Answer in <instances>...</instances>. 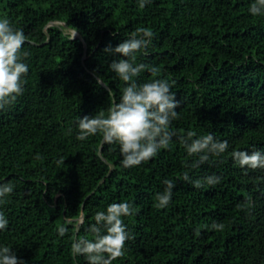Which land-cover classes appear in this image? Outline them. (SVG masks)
<instances>
[{"label":"trees","instance_id":"1","mask_svg":"<svg viewBox=\"0 0 264 264\" xmlns=\"http://www.w3.org/2000/svg\"><path fill=\"white\" fill-rule=\"evenodd\" d=\"M252 3L152 0L141 9L137 0H0V17L24 31L29 53L23 94L0 109V181L14 184L0 203L9 219L0 244L27 264H87L70 254L81 217L77 239H93L95 213L124 200L135 209L123 217L132 238L113 264H264V170L241 169L230 156L264 150V15L251 16ZM142 27L154 36L136 63L159 71H142L136 82L167 79L181 101L170 127L227 140L222 157L192 167L198 157L173 137L151 160L125 168L118 144L105 143L100 156L102 133L76 139L78 117L107 115L109 91L118 99L126 86L109 70L118 56L104 49ZM185 171L221 180L197 189ZM165 178L176 187L161 209L155 196ZM66 218L73 223L58 237ZM213 222L223 231L209 230Z\"/></svg>","mask_w":264,"mask_h":264},{"label":"clouds","instance_id":"2","mask_svg":"<svg viewBox=\"0 0 264 264\" xmlns=\"http://www.w3.org/2000/svg\"><path fill=\"white\" fill-rule=\"evenodd\" d=\"M143 9L152 0H137ZM248 12L256 17L264 15V0H253ZM154 33L149 28H136L131 34L114 48L109 46L105 53L118 56L109 65V70L120 80L126 82L119 98L114 90L109 91L111 106L107 115L103 112L95 115L79 116L76 121V139L86 140L88 137L102 133L106 144H118L121 154V164L125 168L138 166L158 155L161 149L169 148L173 137L189 157L197 156L192 167L209 162L210 157H222L229 149L227 140H220L212 133L198 135L187 131L178 135L171 128L172 121L179 118L175 110L181 101L176 93L171 91L172 85L167 79H152L137 83L136 77L147 70L153 76L159 71L156 65L136 63V53L147 50L152 44ZM27 36L22 29L13 25L6 16L0 17V109L16 101L23 94V84L29 71V65L24 62L29 53L22 49L27 42ZM98 84H105L101 77ZM230 156L235 166L241 169L264 170V150L233 149ZM63 161V158H61ZM184 182L194 188L205 185L215 186L221 177L215 173L200 179H192L188 171L182 174ZM163 191L156 193V207L166 208L172 201L173 189L176 183L172 179L163 180ZM14 191L12 182L0 181V203ZM135 209L128 201L112 202L106 209L99 210L94 215L95 223L89 228L94 238L76 239L71 243L70 254L74 258L83 256L87 264H113L125 252L126 241L131 239L128 226L123 217L131 216ZM70 219L58 225V237H64L68 232L66 225L72 224ZM9 227V219L0 211V232ZM222 222H213L209 230L223 231ZM199 231V229H197ZM0 264H27L16 251L5 244H0Z\"/></svg>","mask_w":264,"mask_h":264},{"label":"water","instance_id":"3","mask_svg":"<svg viewBox=\"0 0 264 264\" xmlns=\"http://www.w3.org/2000/svg\"><path fill=\"white\" fill-rule=\"evenodd\" d=\"M50 25H58V23H51ZM74 33L76 34L73 38H80V39H82V37H81V35L77 32V31H74ZM86 53H87V46L85 45V54H84V58H83V60L86 58ZM104 141L102 142V144H101V147H100V156H102V151H103V146H104ZM115 169V166L114 165H111V171H110V173H109V175L113 172V170ZM83 221H84V218H83V216L81 217V219H80V223L78 224V226H77V234H76V239H77V235H78V232H79V229H80V226H81V224L83 223Z\"/></svg>","mask_w":264,"mask_h":264},{"label":"rangeland","instance_id":"4","mask_svg":"<svg viewBox=\"0 0 264 264\" xmlns=\"http://www.w3.org/2000/svg\"><path fill=\"white\" fill-rule=\"evenodd\" d=\"M72 33H73L74 36L76 35L74 32H72Z\"/></svg>","mask_w":264,"mask_h":264}]
</instances>
